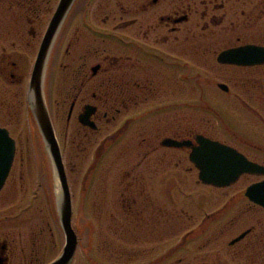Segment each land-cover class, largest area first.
Wrapping results in <instances>:
<instances>
[{
    "label": "flooded vegetation",
    "instance_id": "af4514ba",
    "mask_svg": "<svg viewBox=\"0 0 264 264\" xmlns=\"http://www.w3.org/2000/svg\"><path fill=\"white\" fill-rule=\"evenodd\" d=\"M58 1L0 0V127L8 132L6 116L25 110L36 125L30 113L28 85ZM78 1L57 32L43 75V97L62 162L54 103L65 108L64 143L68 141L80 155H88L96 146L94 154L99 157L114 142L132 134V144L125 143L137 163L125 171L129 179L120 191L125 197L122 201H128L121 203V213L129 214L127 220L132 213L140 220L147 218L146 210L153 213L151 220L163 216L161 205L154 207L156 201L151 199L145 178L154 185L171 166L172 156H166L167 152H177L174 167L180 174L196 169L189 159L192 149L166 146L165 139L192 146L197 145L196 137L203 135L235 148L264 168V133L257 144L225 125L229 136L243 145L238 147L211 135L213 126L205 121L203 127L200 117L201 111L218 117L216 110L237 107L264 126V0H89L84 5ZM80 8L90 36L85 50L78 27L73 40L66 42L68 24ZM224 55L238 62H223ZM59 71L63 82L56 87ZM216 95L225 99L218 101ZM253 127L251 137L256 139L259 135ZM158 150L166 155L159 157ZM261 181L263 174L244 173L225 186L246 182L245 189L231 197L241 215L254 222L238 234L244 233L238 241L248 264L264 263V207L245 196L249 185ZM39 217L41 222L26 239L21 233L17 242L10 235L0 238V264H49L58 257L64 246L49 260L44 255L49 244L53 245L46 221L52 217L47 212ZM48 236L50 243L44 245Z\"/></svg>",
    "mask_w": 264,
    "mask_h": 264
},
{
    "label": "rangeland",
    "instance_id": "374dc122",
    "mask_svg": "<svg viewBox=\"0 0 264 264\" xmlns=\"http://www.w3.org/2000/svg\"><path fill=\"white\" fill-rule=\"evenodd\" d=\"M87 1L78 2L84 5ZM78 13L68 24L66 42L70 38L73 40V33L78 27L85 50L90 36L82 21L83 14ZM86 16L88 18L89 15ZM58 76L56 87L63 82L60 71ZM58 94L57 90L56 99ZM215 99L221 101L225 98L216 95ZM53 108L73 205L72 225L76 235H79L71 264H248L241 243L229 244L242 230L254 224L253 219L241 215L240 207L231 197L237 190L245 189L246 182L225 189L214 188L198 179L195 168L190 174H180V170L174 167L178 161L177 152H167L166 155L165 151L158 150L159 157L172 156L171 166L161 172L154 185L150 178L145 180L151 199L156 201L154 207L161 205L163 216L157 221L151 220L153 213L146 210L144 214L147 218L140 220V216L132 213L133 216L130 215L127 220L129 214L121 213L124 210L121 203L128 201H122L125 197L120 191L128 178L125 171L137 163L134 154L129 152L130 145L125 143L129 141L132 144V134L114 142L99 157L94 154L96 146L88 155H80L68 141L64 143L65 111H62L65 108L55 103ZM215 112L218 117H211L208 111H201L200 116L202 124L208 121L213 126L211 135L243 148L229 136L226 125L241 137L257 144L261 142L264 126L244 108H221ZM6 118L9 119L7 128L10 136L16 140V152L12 169L0 192V238L10 235L17 242L21 233L26 239L41 222V212H47V216L52 217L46 219L53 241L44 253L49 260L58 255L65 241L55 206L53 167L29 113L25 110ZM250 126H254L256 135H259L256 139L251 137L253 131ZM138 210H142V206ZM261 216L264 218V214ZM49 237L43 241L44 245L50 243Z\"/></svg>",
    "mask_w": 264,
    "mask_h": 264
},
{
    "label": "water",
    "instance_id": "95a60500",
    "mask_svg": "<svg viewBox=\"0 0 264 264\" xmlns=\"http://www.w3.org/2000/svg\"><path fill=\"white\" fill-rule=\"evenodd\" d=\"M76 0H59L56 10L48 23L44 38L41 41L34 63V68L30 75L29 82V107L30 113L34 118L40 137L53 167V175L56 179L55 206L59 223L62 227L63 236H65L64 248L58 257L49 264H71L75 257L78 247V235L72 225V199L70 188L67 182L65 167L63 166L60 147L58 146L48 108L45 105L43 97L44 69L48 58V52L57 37V32L66 20L67 14ZM233 57L224 55L221 57L223 62H238ZM197 145L190 142L183 143L175 140L165 139L163 144L166 146L181 147L187 145L191 150L189 159L198 169V179L203 183L213 187L222 188L233 184L240 175L244 173L263 174L264 168L256 163L250 162L246 157L240 154L235 148L226 144H221L216 140L202 136H197ZM0 140L3 141V149L0 151V191L4 186L6 178L11 170L14 161L15 141L11 138L5 128L0 127ZM245 196L264 207V181L249 185L245 191ZM244 233L238 235L231 243L238 242L243 238Z\"/></svg>",
    "mask_w": 264,
    "mask_h": 264
},
{
    "label": "snow or ice",
    "instance_id": "6c2138e0",
    "mask_svg": "<svg viewBox=\"0 0 264 264\" xmlns=\"http://www.w3.org/2000/svg\"><path fill=\"white\" fill-rule=\"evenodd\" d=\"M2 149H3V141L0 140V151H2Z\"/></svg>",
    "mask_w": 264,
    "mask_h": 264
},
{
    "label": "trees",
    "instance_id": "16d2710c",
    "mask_svg": "<svg viewBox=\"0 0 264 264\" xmlns=\"http://www.w3.org/2000/svg\"><path fill=\"white\" fill-rule=\"evenodd\" d=\"M251 264H252V263H251ZM254 264H264V263H262V262L259 260L258 262L254 263Z\"/></svg>",
    "mask_w": 264,
    "mask_h": 264
}]
</instances>
